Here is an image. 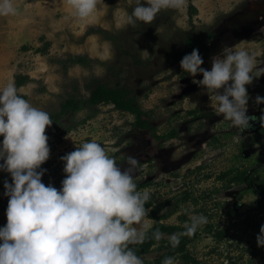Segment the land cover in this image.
Returning <instances> with one entry per match:
<instances>
[{
    "label": "rangeland",
    "instance_id": "1",
    "mask_svg": "<svg viewBox=\"0 0 264 264\" xmlns=\"http://www.w3.org/2000/svg\"><path fill=\"white\" fill-rule=\"evenodd\" d=\"M104 2L89 21L70 17L65 0H15L19 13L0 17V88L14 79L18 93L53 120L45 130L50 155L41 165L42 181L59 188L66 175L60 158L96 140L121 170L128 166L127 156L140 163L138 189L152 192L146 222L179 227L139 255L144 264H162L166 256L177 264H264V247L256 243L264 224L258 203L262 183L231 180L242 169L255 177V170H264L259 121L264 104L255 103L257 95L264 96V74L246 85L247 114L257 119L239 132L217 114L211 93L179 67L187 35L198 32L213 34L202 64L206 69L225 45L264 62V0H188L185 11L163 10L150 25L138 22L135 28L121 25L122 10L131 12L127 0ZM99 84L126 88L128 97L149 112L150 128L134 126V114L112 102L90 103ZM69 99L78 101L76 110H62ZM152 130L177 134L156 139ZM5 179L11 182L0 171V226L6 223ZM187 211L203 213L208 223L180 238L182 250L172 248L167 237L184 231Z\"/></svg>",
    "mask_w": 264,
    "mask_h": 264
},
{
    "label": "clouds",
    "instance_id": "2",
    "mask_svg": "<svg viewBox=\"0 0 264 264\" xmlns=\"http://www.w3.org/2000/svg\"><path fill=\"white\" fill-rule=\"evenodd\" d=\"M131 12L122 10L121 25L135 28L138 22L150 25L163 10H186L188 0H127ZM70 17L89 21L105 6L104 0H65ZM15 0H0V17L16 16ZM149 55L147 51H143ZM203 57L193 48L179 61L192 83L211 93L217 114L230 121L239 132L253 126L257 118L247 114L246 85L264 74V62L249 51L223 46L211 57V67H202ZM255 72L257 75H253ZM202 79H195L197 75ZM264 104V96L255 97ZM259 121L264 126V110ZM53 120L49 112L34 106L18 93L14 79L0 88V171L7 172L3 195L8 197L6 223L0 226V264H144L133 246L149 239L146 222L151 207L150 189L139 190L135 180L138 160L127 156L121 170L115 157L96 140H86L63 155L59 188L42 181L50 148L46 127ZM184 231L167 238L172 248L182 236L191 237L208 223L203 213L187 211ZM159 242V228L151 233ZM264 247V224L256 236ZM162 264H177L166 256Z\"/></svg>",
    "mask_w": 264,
    "mask_h": 264
},
{
    "label": "trees",
    "instance_id": "3",
    "mask_svg": "<svg viewBox=\"0 0 264 264\" xmlns=\"http://www.w3.org/2000/svg\"><path fill=\"white\" fill-rule=\"evenodd\" d=\"M213 34L210 32H198V33H191L188 34L185 40V47L184 51L182 53V57L185 54H188L192 51L193 48H197L199 50V53L203 57V60L205 59L208 50L210 49L213 41ZM89 102L90 103H100V102H112L113 105L122 111H128L132 114H134L135 119L133 122V125L140 129H148L150 128V115L149 112L143 111L139 106L135 104V100L133 97H128V90L124 87H107L106 85L99 84L95 89H93L89 96ZM69 107L73 110H76L78 108V101L69 99L66 100L64 105L62 106V110H66V108ZM177 133L175 131H172L165 135H156L155 130H152V135L156 139H162V138H171L174 137ZM254 172L257 175V177L254 176L253 172H248L246 169H242L240 171H237L232 176V182L239 184L241 182H247L248 185H251L256 182H261L262 184L259 186L261 189L260 195H263V199H260L258 201L259 206L264 208V178H262L261 175L264 176V170L263 172L258 170H255ZM227 172H224L222 176H225ZM259 177H261L259 179ZM152 199H150L145 207H150L152 205ZM156 228H159V230L162 233H172L173 231H176L179 229L177 226L173 225H167L161 222L154 223L149 230V239H146V241L141 245H135L134 248L136 250V254L139 256L143 253H145L153 244L154 239L151 238V233ZM178 249L183 248V244L180 242ZM175 249V250H178ZM171 249L170 251H175Z\"/></svg>",
    "mask_w": 264,
    "mask_h": 264
},
{
    "label": "flooded vegetation",
    "instance_id": "4",
    "mask_svg": "<svg viewBox=\"0 0 264 264\" xmlns=\"http://www.w3.org/2000/svg\"><path fill=\"white\" fill-rule=\"evenodd\" d=\"M211 33V32H210Z\"/></svg>",
    "mask_w": 264,
    "mask_h": 264
}]
</instances>
